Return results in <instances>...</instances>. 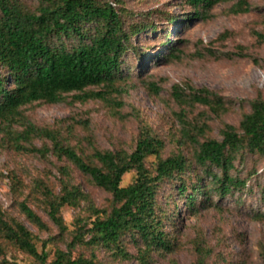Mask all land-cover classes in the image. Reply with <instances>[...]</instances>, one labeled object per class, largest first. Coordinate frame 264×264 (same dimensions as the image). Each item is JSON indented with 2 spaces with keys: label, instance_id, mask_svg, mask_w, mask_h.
<instances>
[{
  "label": "trees",
  "instance_id": "1",
  "mask_svg": "<svg viewBox=\"0 0 264 264\" xmlns=\"http://www.w3.org/2000/svg\"><path fill=\"white\" fill-rule=\"evenodd\" d=\"M29 1L32 4L26 0H0V133L13 138L14 148L19 151L67 163L109 198L105 207L97 208L80 186L72 182L71 169L67 165L55 166L58 192L53 193L41 182L37 187L42 191L46 215L58 235L43 241L38 251L37 238L0 209V240L31 257L32 264H106L97 258L96 252L101 251L113 259L152 264L154 254H170L175 248V237L165 230L166 225L175 221V199L183 200L184 210L194 214L199 208L217 206L219 200L235 192L250 191L247 179L256 172L250 171L243 178L238 167L250 158L264 160L261 93L248 101L249 112L241 115L237 125L223 124L219 138H213L207 136L208 121L229 113L235 102L206 88L190 84L173 86L171 98L180 107L175 114L181 126L180 143L192 148L190 157L179 151L163 158V142L147 129L141 130L130 153L92 148L91 154L85 156L64 144L54 130L30 123L23 109L32 104H58L70 94L74 101L82 103L108 102L110 93L119 92L116 85L123 79L122 58L134 50L131 39L147 30L153 33L156 27L149 23L130 24L128 21L135 15L125 9L123 0ZM184 1L192 8L194 17L206 19L215 5L234 0ZM249 10L246 0H237L231 8L234 14ZM171 21L175 22V18ZM254 37L257 44H264V34L254 32ZM162 46L166 47L165 61L178 59L173 43L166 41ZM225 56L249 58L259 65L257 58L243 53ZM148 88L158 92L152 83ZM197 106L206 113L196 115L198 118L193 121L189 112ZM13 125L21 130H12ZM35 137L46 139L50 147L26 148L21 144ZM151 156L154 161L146 165ZM130 172H134V180L121 187L123 176ZM164 186L175 192H166ZM261 193L264 200V192ZM81 204L89 217L76 218L74 229L69 231L61 209ZM170 205L173 211L168 213L166 208ZM18 209L30 225L39 231L47 230L26 202H20ZM67 235L70 241L65 250L56 246L46 249L55 240L65 242ZM128 246L135 254H131ZM77 248L88 254L75 255ZM260 248L264 262V245ZM203 263L204 258H199L197 264Z\"/></svg>",
  "mask_w": 264,
  "mask_h": 264
},
{
  "label": "rangeland",
  "instance_id": "2",
  "mask_svg": "<svg viewBox=\"0 0 264 264\" xmlns=\"http://www.w3.org/2000/svg\"><path fill=\"white\" fill-rule=\"evenodd\" d=\"M26 2L32 4L29 0ZM236 2L217 4L208 12L207 18L202 19L193 16L192 8L184 0H123L125 9L135 15L128 21L130 24L149 23L156 29L131 39L134 50L122 58L123 79L116 85L119 92L110 93L108 102L90 100L85 103L74 101L70 94L58 104L26 106L24 116L38 128L54 130L64 144L85 156L91 154L92 148L130 153L141 130L147 129L163 142V158L179 151L190 157L192 148L180 143L181 126L175 117L180 107L171 98L173 86L190 84L195 88H206L235 102L229 113L208 121L207 136L213 138H219L223 124L237 125L241 115L249 112L248 101L259 93L264 98V44H257L254 37V32L264 34V0H246L250 10L242 14L232 13L231 8ZM166 41L178 50V59L165 61L166 47L162 45ZM239 53L257 58L259 65H254L249 58L225 56ZM150 83L158 88L157 93L148 88ZM205 111L197 106L189 112V118L194 121L193 118H198L196 115ZM12 130L20 131L21 128L13 125ZM12 139L0 133V209L37 238L36 246L40 251L43 241L58 235L46 215L42 191L37 187L41 182L53 193L58 192L55 166L67 165L71 169L72 182L80 186L97 208L105 207L109 196L67 163L19 151L14 148ZM21 144L26 148L50 147L46 139L36 137ZM153 161L152 156L148 157L146 165ZM238 168L243 178L250 171L256 172L247 179L248 193L235 192L219 200L217 206L199 208L194 214L184 210L183 200L175 199V221L165 228L175 237V248L170 254H154L152 264H197L202 257L203 264H264L260 255V246L264 245L261 193L264 192V160L250 158ZM134 177V172L125 174L121 187L131 183ZM163 189L172 194L175 192L167 190L166 186ZM23 201L45 223L46 231L37 230L25 220L18 209V204ZM160 201L164 202L161 196ZM166 211L171 213L172 205ZM259 213L263 216H256ZM60 214L69 231L74 229L76 218L89 217L84 204L64 206ZM64 239L65 242L58 239L48 243L46 249L56 246L65 250L70 239L68 235ZM0 246V264L34 262L2 240ZM128 250L135 254L131 246ZM79 253L88 254V251L75 249L74 254ZM96 255L106 264H137L135 260L113 259L102 251Z\"/></svg>",
  "mask_w": 264,
  "mask_h": 264
}]
</instances>
